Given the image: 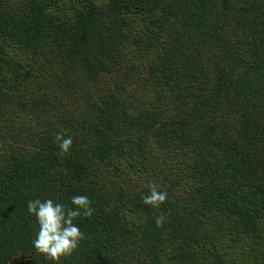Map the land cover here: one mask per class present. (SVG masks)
Masks as SVG:
<instances>
[{"label":"trees","instance_id":"obj_1","mask_svg":"<svg viewBox=\"0 0 264 264\" xmlns=\"http://www.w3.org/2000/svg\"><path fill=\"white\" fill-rule=\"evenodd\" d=\"M75 195L59 264H264V0H0V264Z\"/></svg>","mask_w":264,"mask_h":264},{"label":"clouds","instance_id":"obj_2","mask_svg":"<svg viewBox=\"0 0 264 264\" xmlns=\"http://www.w3.org/2000/svg\"><path fill=\"white\" fill-rule=\"evenodd\" d=\"M56 141L61 153H68L73 145L70 136L56 134ZM167 200L166 191H158L152 187L149 194L143 197V202L153 207H159ZM73 207H65L52 199H30L27 202L28 212L35 216L39 229L32 241L34 249L43 254L53 264H59L63 257L71 255L79 246L84 234L75 220L81 215L90 218L94 214L91 201L87 196L75 195L71 198ZM164 217L156 218L157 226Z\"/></svg>","mask_w":264,"mask_h":264}]
</instances>
